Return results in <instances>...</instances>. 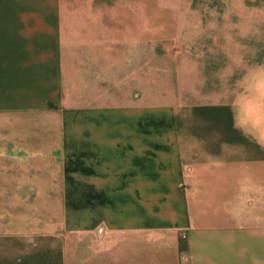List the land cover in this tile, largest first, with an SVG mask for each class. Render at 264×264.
<instances>
[{
    "label": "crops",
    "instance_id": "obj_1",
    "mask_svg": "<svg viewBox=\"0 0 264 264\" xmlns=\"http://www.w3.org/2000/svg\"><path fill=\"white\" fill-rule=\"evenodd\" d=\"M0 264H264V0H0Z\"/></svg>",
    "mask_w": 264,
    "mask_h": 264
}]
</instances>
